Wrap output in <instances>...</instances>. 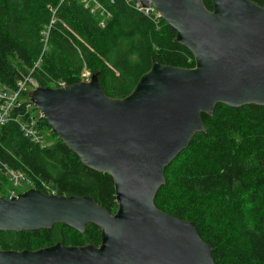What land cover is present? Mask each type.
Here are the masks:
<instances>
[{"label":"water","instance_id":"obj_1","mask_svg":"<svg viewBox=\"0 0 264 264\" xmlns=\"http://www.w3.org/2000/svg\"><path fill=\"white\" fill-rule=\"evenodd\" d=\"M152 4L175 31L194 67L152 61L132 91L107 96L89 82L36 87L27 96L50 131L86 167L113 179L117 209L90 196L35 188L0 197V231H38L55 224L84 233L100 228L98 246L56 242L37 250L0 249V264H216L191 221L159 210L154 198L165 169L197 133L216 104L264 106V7L252 0H139Z\"/></svg>","mask_w":264,"mask_h":264},{"label":"trees","instance_id":"obj_2","mask_svg":"<svg viewBox=\"0 0 264 264\" xmlns=\"http://www.w3.org/2000/svg\"><path fill=\"white\" fill-rule=\"evenodd\" d=\"M98 1L110 17L90 12L79 0H0V84L14 89L31 73L38 87L72 85L87 70L98 74L107 96L121 99L152 61L194 67L192 54L173 42L175 31L162 19L152 22L123 0ZM203 1L211 10V0ZM252 1L264 7V0ZM14 111L25 115L23 108ZM201 116L206 134H195L166 167L154 204L193 222L216 264H264V106L216 104L212 116ZM38 121L53 145L33 144L8 123L0 129V167L23 172L43 193L90 196L114 213L112 177L83 165ZM60 226L57 242L100 244L101 230L93 224L84 233ZM52 238L51 229L0 231V249L37 250L56 243Z\"/></svg>","mask_w":264,"mask_h":264},{"label":"built area","instance_id":"obj_3","mask_svg":"<svg viewBox=\"0 0 264 264\" xmlns=\"http://www.w3.org/2000/svg\"><path fill=\"white\" fill-rule=\"evenodd\" d=\"M85 8L90 12L100 13L105 18L110 17L109 12L99 3L98 0H79ZM124 3L132 10L150 19L152 22H157L161 19L160 14L152 4L148 8H143L139 0H123ZM100 25L104 26V20H101ZM91 73L84 70L80 75V82H89ZM63 82H59L55 87H65ZM38 87L32 79L31 73L23 76L16 83L14 89H10L5 85L0 84V129L8 123H15L21 133L30 140L33 144L44 146V134L40 130L38 118L35 119L32 115L35 109L30 102L27 93L28 89ZM23 97H25L23 99ZM23 108V115L18 114L14 110ZM0 172L3 179H0V197L12 198L17 196L16 187H31L32 181L20 171H15L5 165H1ZM5 194V196H3Z\"/></svg>","mask_w":264,"mask_h":264},{"label":"rangeland","instance_id":"obj_4","mask_svg":"<svg viewBox=\"0 0 264 264\" xmlns=\"http://www.w3.org/2000/svg\"><path fill=\"white\" fill-rule=\"evenodd\" d=\"M35 88H36V87L31 88V89H28V92L31 91V90H33V89H35ZM24 98H25V97H23V99H24ZM32 115H33V117H34L35 119H37L38 117L41 118L40 115H39V112H38L36 109L33 110ZM39 118H38V119H39ZM38 124H39V126L41 127V129H42V133L45 132L44 129H43V128H45V126H43L42 124H40V121H38ZM54 141H55V140H54V137H53V136L49 135L48 133H45V134H44V144H45L46 146H49V147L52 146L53 143H54ZM30 188H31V187H16L15 190H16L17 194H20V193H23V192L29 190ZM5 195H7V194L4 193L3 196H5ZM212 210L214 211V213L217 211L216 208H214V209H212ZM60 225H61V224L58 223V224L53 225L52 228H51V230H52V232H53V238H52V239H53L54 242L60 241L59 237H60V235H61V232L63 231V228H62Z\"/></svg>","mask_w":264,"mask_h":264}]
</instances>
